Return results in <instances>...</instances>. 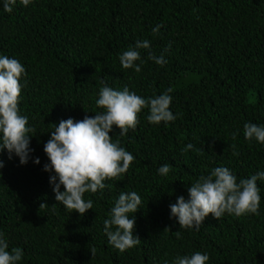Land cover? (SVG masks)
Masks as SVG:
<instances>
[{
    "label": "trees",
    "instance_id": "16d2710c",
    "mask_svg": "<svg viewBox=\"0 0 264 264\" xmlns=\"http://www.w3.org/2000/svg\"><path fill=\"white\" fill-rule=\"evenodd\" d=\"M143 40L167 63L157 65L141 49V72L123 69L119 55ZM0 55L26 69L18 107L35 129L27 164L0 153V232L9 251L23 250L18 264H173L195 252L208 255L206 264H264V180L257 181L258 215L209 214L196 230L180 229L170 211L216 167L230 169L237 181L264 172V144L244 137L245 123L264 125V0H31L27 7L17 0L11 13L0 3ZM101 81L144 98L171 88L177 118L152 125L145 108L125 136L114 128L110 136L135 159L105 181L110 188L84 194L93 208L81 216L57 203L44 144L53 124L102 111ZM188 143L194 148L182 153ZM164 164L166 176L158 173ZM122 191L141 197L134 214L141 243L120 252L108 243L104 221ZM41 203L48 207L39 209Z\"/></svg>",
    "mask_w": 264,
    "mask_h": 264
},
{
    "label": "clouds",
    "instance_id": "9594fccd",
    "mask_svg": "<svg viewBox=\"0 0 264 264\" xmlns=\"http://www.w3.org/2000/svg\"><path fill=\"white\" fill-rule=\"evenodd\" d=\"M31 0H20L27 7ZM3 11L11 13L17 0H0ZM163 24H157L153 29V35L159 33ZM150 41H137L134 47H129L119 55V61L123 69H134L141 72V49L149 50L147 59L163 66L167 63L164 55L157 57L150 51ZM171 48L169 44L165 51ZM141 61V64H137ZM26 75L23 64L8 56L0 55V153L6 149L9 159L15 154L20 164L25 165L30 158L29 133L35 131L28 127V117L20 114L18 107L21 97V78ZM99 90L96 106L102 111L94 116L86 115L80 121L69 118L61 120L50 139L44 144V152L49 163L44 165V171L54 172L50 177V184L57 203L62 204L70 212H78L83 216L93 208L91 199L85 200V193H96L106 187V180H113L129 170L135 157L121 146L119 138L113 140L110 133L114 128L119 130V137L125 136L129 129H135L139 124L138 114L147 108L148 123L159 125L174 122L176 116L170 111L172 89L159 96L144 98L127 87L123 90H114L104 84ZM236 133H233L235 139ZM244 137L246 140H256L264 144V125L254 123L244 124ZM234 147V146H233ZM194 145L188 143L183 152L192 150ZM233 155L238 153L233 152ZM39 164V158L34 159ZM4 163L0 160V169ZM170 172V165L164 164L158 169L160 175L166 176ZM2 176V172H0ZM58 179V183H57ZM258 180H264V172H259L249 178L237 177L226 167H216L208 176L201 175L188 188V199L183 196L177 198L175 204L170 205L171 216L178 221L180 229L199 230L203 221L209 214L219 220L225 213L237 217L248 214H259L261 202ZM63 186L64 191H61ZM141 197L135 191H122L114 207L111 208L109 219L104 221V232L108 243L115 249L123 252L141 243L138 236L134 235V214L140 209ZM55 206V205H53ZM45 203L40 204L39 209L47 208ZM131 214V216H130ZM164 231L171 232L170 228ZM177 239L181 238V232L173 233ZM3 233L0 232V264H18L24 253L19 247H13L10 251ZM90 253L96 254L95 247ZM209 260L207 254L195 252L190 256L177 257L173 264H206Z\"/></svg>",
    "mask_w": 264,
    "mask_h": 264
}]
</instances>
